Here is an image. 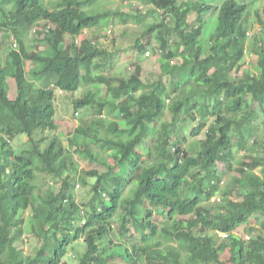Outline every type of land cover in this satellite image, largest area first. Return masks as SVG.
I'll list each match as a JSON object with an SVG mask.
<instances>
[{"label":"trees","instance_id":"1","mask_svg":"<svg viewBox=\"0 0 264 264\" xmlns=\"http://www.w3.org/2000/svg\"><path fill=\"white\" fill-rule=\"evenodd\" d=\"M102 1L106 0H0V264H63L68 248L82 238L87 247L78 264H264V237L245 242L235 234L253 215L264 214V171L263 177L254 173L263 160L253 159L237 171L240 178L234 182L241 202L224 200L222 211L210 206L212 198L227 196L217 166L233 161L234 138L245 150L255 136L253 120L264 118V101L258 100H264V8L261 16L257 14L259 29L250 42L259 72L231 79L252 31V0H221L219 5L215 2L220 0H145L164 13V20L171 16V22L148 25L132 49L159 55L160 74L155 82L144 83L136 64L128 78H118L112 86L106 74L118 64L117 51L88 37L78 44L75 40L109 21L125 25L138 16L107 4L98 7ZM214 11L216 17L208 18ZM192 14L195 22L190 25ZM41 23L43 49H31L30 31ZM153 40L156 50L151 49ZM30 66L36 78H53V88L31 84ZM213 69L218 71L216 78L210 75ZM81 87L82 97L72 100L74 112L93 109L95 117L90 125L76 129L69 144L75 154L103 169L79 171L74 154L58 136L36 138L59 129L53 89L73 93ZM94 87H105L106 95ZM104 109L106 120L101 118ZM114 111L119 120L110 119ZM166 112L172 121H163L146 146L148 129ZM190 121L198 124L190 134L193 143L185 149L187 139L180 131ZM18 135L28 138L27 155L15 154L12 141ZM35 162L41 163V170L34 168ZM79 172L95 178L92 198L82 208L74 193ZM40 174L60 182L59 191L50 186L43 191ZM153 209L159 215L156 223ZM28 210L30 231L39 246L25 254L18 244ZM188 216L192 218L186 222L177 219ZM114 221L119 222L115 249L120 241L126 245L123 252L104 256L98 241L110 235ZM211 233L228 234L220 240L229 242L227 248L220 249Z\"/></svg>","mask_w":264,"mask_h":264},{"label":"rangeland","instance_id":"2","mask_svg":"<svg viewBox=\"0 0 264 264\" xmlns=\"http://www.w3.org/2000/svg\"><path fill=\"white\" fill-rule=\"evenodd\" d=\"M180 2H186L188 0H178ZM196 1V0H192ZM207 3L210 2V0H206ZM216 1V0H215ZM252 7L250 11L249 16V22L252 26V31L250 34L249 39L246 43V52L243 57V59L232 68V71L229 74V77L231 79L240 78L243 77L244 74L252 73V74H258L259 69L256 66V56L255 54H252L250 52V42L252 40V34L254 31H258L259 24L257 20V14L261 16L263 8H264V0H252ZM221 3L220 1H216L215 4L219 5ZM110 7V9L119 8L122 9L124 12H129L132 14H135L138 16L136 21H130L128 24H121L117 21H109L107 24L102 26L101 28L97 29H91L86 30V33L84 32L83 35L79 39L82 38H90L92 41H94L98 46L103 47L107 49L108 51H117L116 59H117V66L116 68L106 74L107 77L111 80L110 84L112 86H116L118 83L115 81L118 78L126 79L128 78L132 72L134 71V67L136 64L140 65L141 68V78L144 81V83H153L157 79V76L160 74L161 66H160V59L159 55L153 54L150 57H145L144 53L140 54L134 51L133 45L136 39H138L143 32L144 29L148 25L160 23L162 20L165 24H170V17H167L166 20H164V13L157 9H152L148 3L145 2V0H112V1H102L101 5L99 4L98 7H102V5ZM8 9L12 8V4L10 3L7 6ZM217 11H214V13H210L209 17H213V19L216 17ZM263 17V16H262ZM188 24L192 25L195 22V15L192 14L188 20ZM210 23V22H209ZM212 24V25H211ZM211 24L208 27V30L210 31L212 27L214 26V22H211ZM44 25L38 24L32 30L30 31L29 37L27 39L29 46L31 49L35 50H42L43 46L41 45V37L39 34L42 33V30L44 29ZM67 42H71V38H66ZM153 47L151 49L156 50L158 44L153 40L152 42ZM183 50H186L182 47ZM148 50V51H149ZM7 52V49L5 48L2 53L5 55ZM181 59H176L175 64L179 63ZM34 70V66H30L28 68V76H29V82L33 85H37L41 88H47L51 87L53 88V78L46 79V78H36L34 75L31 74V72ZM210 75L213 78H216L218 75V71L213 69L210 72ZM164 82L168 84V79L165 77ZM89 90L90 88L87 87ZM92 89V88H91ZM54 90V98H55V109H56V115H55V122L59 126L58 131L54 133L47 132L45 134H36V138H48L52 137L53 135L58 136L63 144L66 147H69L70 152L74 154L75 161L79 165V171L84 170L86 168H97V169H103V166L94 164H90L88 161L84 160L79 156V154L74 153V146H70L69 142H74L75 140V131L79 126H87L90 125V123L93 121L95 115L93 109H81L77 113L74 112V107L72 104L73 99H79L82 97L85 88L81 87L77 91L73 93H66L58 90L57 88ZM93 90L97 91V93L101 94L102 96L106 95V88L101 87L93 88ZM9 96L11 99L15 97V91L12 81L9 82ZM258 100L262 103L263 97L258 96ZM254 111L258 114V108L255 103H253ZM119 112L114 111V113L110 116L111 120H119L118 118ZM101 118L103 120L107 119L106 109L102 111ZM183 116L178 117V121L181 120ZM171 122V114L169 112H166L165 115L157 121V123L154 125L153 128H149L147 131V136L144 140V143L146 146H150L153 142V137H155L156 131L159 130L160 124L163 122ZM211 121V120H210ZM210 121L207 122V127L210 126ZM180 124V123H178ZM198 124L197 122H187L184 127L181 129L180 132H182L187 142L183 144V148L187 149L191 143H193L194 138L190 136L191 131L193 128H195ZM253 125L255 126V136L254 138H251L248 142V145L246 146L245 150H241L237 146V138L235 137L233 140L234 143V149H233V161L228 164L227 166L219 165L217 166L218 171L224 175L223 182L221 183V186H224L227 190V196H221L218 195L211 200V208L217 209L219 211L221 208V205L223 204L224 200L232 201V202H241L242 196L240 193V190L237 189V186L235 185L234 179L240 178L239 173L237 172L240 168H245V164H251L253 159L259 158V160H263L262 166L259 168L254 169V173L258 176L263 177V171H264V118L261 116L257 118L256 120H253ZM178 133V132H177ZM205 132L203 131L199 139L204 138ZM173 141V140H172ZM256 144H255V143ZM46 143L43 142L40 144V147H45ZM12 146L14 148L15 154H28L30 150V145L28 144V138L25 135H18L16 138L12 141ZM83 146L80 145V149H82ZM111 162V161H108ZM34 168L37 170L42 169L41 163L35 162L33 164ZM118 174L120 173L119 170H115ZM80 173V172H79ZM95 178H86L83 176V174H79L75 180V186H74V193L76 195V204L80 206L81 208L88 203V201L92 198V191H91V183H93ZM39 185L42 187V190L45 191L48 186L51 187L52 191L57 193L60 189V182L55 180L47 179L45 180L42 174L39 176ZM126 195L129 194L128 191L125 192ZM188 198H190V194L187 195ZM219 199V201H217ZM106 203V200H104ZM23 240L20 244H18V247L20 250H22L25 254H30L33 250H35L39 246V242L35 239V237L31 234L30 231V222L32 218V211L28 210L23 214ZM159 218V215L156 213V210L153 209V222L156 223ZM192 216L188 217H178L177 219L180 221H188L191 219ZM264 224V214H255L253 215L249 223L246 226H243L239 228L235 234L240 237L243 241L249 242L252 239H255L258 235H261L264 237V234H262V225ZM112 231L108 237H104L102 240H99L98 244L99 247L104 250V253L102 255L107 256L111 252L114 253L116 250L123 252L124 247L126 243L124 241H120L121 247L118 249H115V245L117 244V240L115 237H118L119 234L117 233L119 228V222L114 221L112 224ZM212 237H215L217 243L219 244L220 249H226L229 242L226 241H220V236H216L215 233L210 234ZM248 237V239H246ZM87 245L83 241V238L79 241L74 242L71 244V246L68 248V255L65 259H63V264H78L79 259L83 256V254L86 251Z\"/></svg>","mask_w":264,"mask_h":264},{"label":"built area","instance_id":"3","mask_svg":"<svg viewBox=\"0 0 264 264\" xmlns=\"http://www.w3.org/2000/svg\"><path fill=\"white\" fill-rule=\"evenodd\" d=\"M84 32L86 33V31H84ZM84 32H83V34H84ZM11 43H12V48H16L17 47V44H16V42H15V40L13 38L11 39ZM75 43H77V44L79 43V38L75 40ZM144 55H145V57H150L152 55V53L149 50V51L144 52ZM217 201H219V199H217ZM215 235L216 236L217 235L220 236L219 238L221 240H225L226 238H228V234H224V233H215ZM246 239H248V237Z\"/></svg>","mask_w":264,"mask_h":264}]
</instances>
